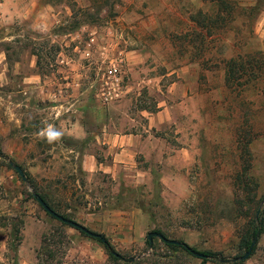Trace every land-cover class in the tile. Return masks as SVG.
I'll return each instance as SVG.
<instances>
[{"label": "rangeland", "instance_id": "obj_1", "mask_svg": "<svg viewBox=\"0 0 264 264\" xmlns=\"http://www.w3.org/2000/svg\"><path fill=\"white\" fill-rule=\"evenodd\" d=\"M23 1L37 2V11L0 27V51L9 50L11 68L24 61L26 73L37 51L43 77L28 93L19 92L23 79L13 70L9 83L0 82V264H40L45 237L69 262L110 263L95 237L31 196L35 187L125 257L155 252L177 264H205L160 238L149 247L148 234L159 230L198 252L245 255L242 239L261 204L264 216V78L230 88L224 62L237 39L244 50L264 49V0H233L253 13L212 29L206 43L186 34L199 30L191 14L217 12L209 0ZM250 29L259 41L244 34ZM116 61L124 64L125 95L106 103L102 77ZM163 109L165 125L151 127ZM103 122L152 143L113 165ZM75 123L84 135L65 136ZM48 125L63 133L51 144L39 136ZM253 252L245 264H264V236Z\"/></svg>", "mask_w": 264, "mask_h": 264}, {"label": "trees", "instance_id": "obj_2", "mask_svg": "<svg viewBox=\"0 0 264 264\" xmlns=\"http://www.w3.org/2000/svg\"><path fill=\"white\" fill-rule=\"evenodd\" d=\"M51 1V0H49ZM210 2H214L216 6H218L217 12L215 14L210 13L208 11L199 10L196 14H191L189 19L194 23L195 27L198 30L192 29L187 32L188 35L190 32L197 34L196 36L201 38L202 43L208 42L207 39L213 36L212 29L216 30H226L229 26L238 18V17H246L250 16L253 13V6H246L242 3L235 2L233 0H209ZM245 23V22H244ZM240 34V30L237 31V35ZM250 40H260L252 29L248 30L244 33ZM200 42V43H201ZM246 43L243 40H236L234 42V56L224 62L227 67L226 81L230 88L243 90L244 87L249 85L250 83L264 78V49L263 47H259L255 50H244ZM203 47L201 46V49ZM34 51V50H33ZM39 57V67L41 68V56L37 51H34ZM11 165V164H10ZM12 166V165H11ZM247 177V176H246ZM244 176H238L237 179L241 182H244L246 179ZM248 179H251V177ZM31 196L38 200V197H41L54 211L58 213L56 208L52 206L50 201L46 196L39 193V191L34 188L31 193ZM264 202V200H263ZM43 207V206H42ZM258 214L252 219L250 222V226L248 227L246 235L242 239V244L250 250L254 241H256V246L260 243L264 236V216H262V204L257 207ZM60 214V213H59ZM62 215V214H61ZM64 216V215H63ZM66 218V216H64ZM59 220V219H58ZM60 221V220H59ZM62 222V221H61ZM64 223V222H63ZM65 225H68L64 223ZM83 232V231H82ZM165 235L162 230L158 231ZM85 233V232H83ZM87 234V233H85ZM157 238V237H155ZM100 243H102L106 250L108 251V255L110 258L109 264H177L173 263L171 260H167L166 255L156 254L155 252L150 253L145 256L138 257H125L119 252L115 250L110 241L106 238V240H102L96 238ZM44 247L46 252H39V263L40 264H79L77 261L69 262L67 260L66 254L62 256L61 252H54L52 250V244H48V238L45 237ZM166 243V242H165ZM147 244L149 247L151 246L149 240H147ZM169 247L173 248H181L186 253L201 259L205 264L208 262H213L215 264H245L247 260H240L239 257L229 259L223 256L220 252L213 251H203L198 252L196 249L191 247L189 244L185 242H181L180 244H166ZM254 252L252 253V255ZM251 255V256H252ZM132 258H135L134 260Z\"/></svg>", "mask_w": 264, "mask_h": 264}, {"label": "crops", "instance_id": "obj_3", "mask_svg": "<svg viewBox=\"0 0 264 264\" xmlns=\"http://www.w3.org/2000/svg\"><path fill=\"white\" fill-rule=\"evenodd\" d=\"M33 7H30L24 3L23 0H3L0 1V27H3L5 22H11L15 19L25 21L28 16L36 12L37 2L33 4ZM66 34V32H65ZM31 54L28 56L30 58L29 62V73H26L24 70L27 66L24 61L18 59L14 63V68H11V64L9 62V50L2 49L0 51V82L1 85H5L9 83L11 70L14 71L15 74L21 75L23 82L21 89L22 93H28L30 86L38 83V80L41 81L43 74L40 71L39 67V57L38 55L31 50ZM31 71V73H30ZM37 86V85H36ZM35 87V86H34ZM12 95V94H11ZM167 113L166 109L159 111L157 116L155 117V122H151V127H161L165 125V115ZM114 127L111 129L112 123L107 124L103 122V137L104 143L108 144V151L112 154L113 157V165H117L119 163H124L126 161H131L130 159L134 158V156L138 153V150L150 143L152 141L150 138L147 140L143 135H134V134H123L119 131L117 124L113 123ZM65 136H74L75 132H79L84 135L85 129L80 123L70 124V127H65L64 129ZM89 161H92V155H89Z\"/></svg>", "mask_w": 264, "mask_h": 264}, {"label": "water", "instance_id": "obj_4", "mask_svg": "<svg viewBox=\"0 0 264 264\" xmlns=\"http://www.w3.org/2000/svg\"><path fill=\"white\" fill-rule=\"evenodd\" d=\"M10 164L19 173V175L22 177V179L27 184H29V179L27 178L24 169L20 165L16 164L13 161H10ZM38 201L45 208V210L49 214H51L55 218L59 219L60 221L66 223L68 225H71V226H73V227H75V228H77V229H79V230H81V231L89 234L92 237L99 238V239H102L104 241L106 240V237H104L103 235L98 234V233H95V232L91 231L90 229H88L87 227L81 225L80 223H78V222H76L74 220L65 218L63 215L57 213L41 197H38ZM263 204H264V202H263ZM155 237L164 240L168 244H174V245L180 244V241L179 240L169 239L165 235H163L162 233H159V232H151V233L148 234V240L150 241L151 246H153V244H154V238ZM255 245H256V241L253 242L250 250L248 252H246L245 255L239 257V259L240 260H248L251 257V255H252V252H253V249H254V246ZM132 259L134 260L135 258H132Z\"/></svg>", "mask_w": 264, "mask_h": 264}, {"label": "built area", "instance_id": "obj_5", "mask_svg": "<svg viewBox=\"0 0 264 264\" xmlns=\"http://www.w3.org/2000/svg\"><path fill=\"white\" fill-rule=\"evenodd\" d=\"M123 63L112 62L105 70L101 84V99L106 103L119 100L125 95Z\"/></svg>", "mask_w": 264, "mask_h": 264}, {"label": "clouds", "instance_id": "obj_6", "mask_svg": "<svg viewBox=\"0 0 264 264\" xmlns=\"http://www.w3.org/2000/svg\"><path fill=\"white\" fill-rule=\"evenodd\" d=\"M41 138L47 139L49 144L58 141L62 136L63 133L61 131L55 130L51 125H48L45 129H42L39 133Z\"/></svg>", "mask_w": 264, "mask_h": 264}]
</instances>
